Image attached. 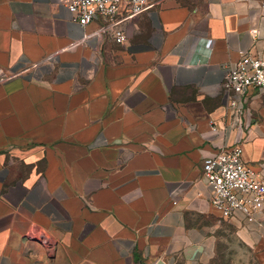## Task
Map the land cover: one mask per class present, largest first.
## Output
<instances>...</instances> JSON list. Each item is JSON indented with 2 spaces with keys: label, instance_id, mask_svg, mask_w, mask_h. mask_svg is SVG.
Instances as JSON below:
<instances>
[{
  "label": "crops",
  "instance_id": "obj_1",
  "mask_svg": "<svg viewBox=\"0 0 264 264\" xmlns=\"http://www.w3.org/2000/svg\"><path fill=\"white\" fill-rule=\"evenodd\" d=\"M69 1L0 0V264L211 263L203 159L240 146L264 180V92L229 128L221 87L264 58L257 1L157 0L121 42ZM223 219L264 264V211Z\"/></svg>",
  "mask_w": 264,
  "mask_h": 264
},
{
  "label": "built area",
  "instance_id": "obj_2",
  "mask_svg": "<svg viewBox=\"0 0 264 264\" xmlns=\"http://www.w3.org/2000/svg\"><path fill=\"white\" fill-rule=\"evenodd\" d=\"M157 0H70L66 8L71 20L84 28L100 17L117 42L125 33L117 19L132 20ZM256 33V30H252ZM0 74L2 71L0 70ZM221 87L228 93L227 126H239L243 120L250 91L264 92V58L250 51H240V57L223 69ZM215 130V127H212ZM202 176L210 188V204L226 219L242 216L254 223L264 211V180L242 158L240 146L207 156L202 162Z\"/></svg>",
  "mask_w": 264,
  "mask_h": 264
},
{
  "label": "rangeland",
  "instance_id": "obj_3",
  "mask_svg": "<svg viewBox=\"0 0 264 264\" xmlns=\"http://www.w3.org/2000/svg\"><path fill=\"white\" fill-rule=\"evenodd\" d=\"M255 1L258 3L259 17L264 24V0ZM261 98L264 106V93ZM215 224L217 225L216 233L218 236L217 256L212 264H231L230 260L233 256L239 259L240 264H255L251 250L237 241L233 226L222 217L218 218Z\"/></svg>",
  "mask_w": 264,
  "mask_h": 264
},
{
  "label": "water",
  "instance_id": "obj_4",
  "mask_svg": "<svg viewBox=\"0 0 264 264\" xmlns=\"http://www.w3.org/2000/svg\"><path fill=\"white\" fill-rule=\"evenodd\" d=\"M153 264H166L163 260H156Z\"/></svg>",
  "mask_w": 264,
  "mask_h": 264
},
{
  "label": "trees",
  "instance_id": "obj_5",
  "mask_svg": "<svg viewBox=\"0 0 264 264\" xmlns=\"http://www.w3.org/2000/svg\"><path fill=\"white\" fill-rule=\"evenodd\" d=\"M216 258V257H215ZM215 258L213 259V261L215 260ZM213 261L211 262V263H209V264H212L213 263Z\"/></svg>",
  "mask_w": 264,
  "mask_h": 264
}]
</instances>
